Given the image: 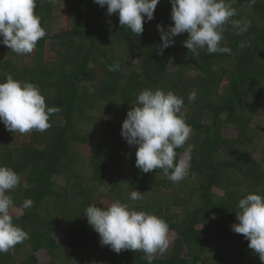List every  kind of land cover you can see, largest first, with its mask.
Segmentation results:
<instances>
[{"label": "trees", "instance_id": "obj_1", "mask_svg": "<svg viewBox=\"0 0 264 264\" xmlns=\"http://www.w3.org/2000/svg\"><path fill=\"white\" fill-rule=\"evenodd\" d=\"M63 1L36 0L42 27L56 18ZM68 1L70 28L41 38L34 55L0 44V81L11 74L31 82L49 107L60 108L44 132H10L0 122V165L21 177L7 194L20 209L24 199L34 201L24 215L13 217L30 238L0 253V264H39L41 251L51 257L46 264H148L142 251L117 254L101 245L83 211L93 204L103 207V197L155 214L178 234L173 249L152 264H264L249 241L231 229L238 223L239 200L249 193L264 196V147L257 144L264 142V0L251 6L250 0L233 3L238 15L232 19L249 26L239 35L231 24L224 26L220 43L231 54L199 49L196 56L183 44L187 32L173 37L174 44L159 54L157 25L165 31L174 25L170 0H159L139 37L119 24L118 14L109 16L106 6ZM48 41L56 54L53 62L45 60ZM116 48H127L130 57L117 56ZM117 62L119 69L109 71ZM255 63L261 64L259 71ZM94 66H101L102 74ZM144 89L172 91L184 100L181 111L192 132L175 151L178 160L191 146L190 174L179 182L168 180L162 169L144 173L137 168L138 146L121 135L122 122ZM192 91L197 98L189 102ZM227 127L238 136L224 135ZM84 144L93 148L86 161L79 154ZM168 188L179 191L176 209L164 198ZM133 190L143 200L132 201ZM57 233L63 234L60 241ZM97 247L100 256L91 251ZM25 249L28 253L20 254Z\"/></svg>", "mask_w": 264, "mask_h": 264}, {"label": "clouds", "instance_id": "obj_2", "mask_svg": "<svg viewBox=\"0 0 264 264\" xmlns=\"http://www.w3.org/2000/svg\"><path fill=\"white\" fill-rule=\"evenodd\" d=\"M55 3V0H49ZM107 14H118L119 24L138 37L143 33L145 20L154 18L159 0H94ZM171 19L167 31L158 24L161 35L159 54L174 44L173 37L188 33L184 46L199 55L206 53L231 54V48L221 46L225 25L231 24L237 34L248 28V22L232 19L237 16L233 7L235 0H170ZM256 0H250L255 4ZM36 0H0V44L19 55L34 51L37 42L47 35L35 13ZM243 46V45H242ZM119 63L109 66L116 71ZM89 91L94 89L91 87ZM197 98L196 91L188 101ZM184 100L172 91L144 89L137 96L136 104L127 112L122 122L121 135L129 145H137L135 166L144 173L162 169L172 182L186 177L190 167L191 146L182 158L176 159L175 149L183 147L192 132L182 113ZM60 112L59 107H49L39 87L31 82L15 80L11 74L0 81V122L10 132L21 134L33 130L44 132L51 127L50 117ZM21 184V177L11 167L0 165V253H7L17 244L29 239V233L13 223V198L7 194ZM25 187H27L25 185ZM132 201L143 200L138 190L130 193ZM34 201L26 198L21 208H31ZM236 212L238 223L231 225L232 231L242 234L249 241L248 247L264 262V196L249 193L241 198ZM88 224L98 233L102 246H109L117 254L122 250L142 251L148 264L157 254L163 255L169 247V226L156 216L138 211L119 200L107 207L89 205L84 211Z\"/></svg>", "mask_w": 264, "mask_h": 264}, {"label": "rangeland", "instance_id": "obj_3", "mask_svg": "<svg viewBox=\"0 0 264 264\" xmlns=\"http://www.w3.org/2000/svg\"><path fill=\"white\" fill-rule=\"evenodd\" d=\"M69 8H70V2L68 0L63 1L62 4L60 5L59 11L57 12L56 18L49 22V23H51V28H50L51 33L49 35H47L48 37H51L57 33H62V32L66 31L70 28L71 18L69 15ZM115 53L117 56H120V57H127V58L130 57V52L127 48H116ZM34 54H35V49L32 53L27 54V56H32ZM179 58H180L179 54L174 55V61L175 62H178ZM45 60L51 61V62L56 60V54L52 53L49 49V41H48V47L46 48V52H45ZM134 62L137 63L138 60L134 59ZM94 67H95L98 74H102L104 69L101 66H94ZM260 69H261V64L255 63V70L259 71ZM226 84H228V81H226L223 84L222 89L226 86ZM223 134L226 135L227 137L235 138L238 136L239 132L235 128L227 127V128H224ZM257 144L260 146L258 148L264 147V142L257 141ZM92 151H93V148L91 145H89V144L81 145L80 150H79V154L81 155L80 158L82 159V161H86V159H88L91 156ZM184 154H182L181 158L184 156ZM189 157H190V155H189ZM189 163H190V160H189ZM189 174H190V167H189L187 175H189ZM216 193L220 196L225 195V191L220 189V188L216 189ZM164 198H165V200H169L168 203L171 206H173L174 209H176L177 203H178V198H179V191H177L175 189H169V188L165 189L164 190ZM100 199H101V204L103 205V207H107L108 205H110L113 202L112 199H109V198L103 197ZM29 209H31V208H29ZM29 209L24 210V209H20V208H17L16 206H14V209L12 210L13 217H17V218L21 217ZM168 235H169L170 243H169V247H168L167 251L163 255L157 254L155 256V258H163L167 253H169L173 249L175 242L178 238V234L174 231H169ZM62 238H63V234L57 233L58 241H60ZM215 241H218V238H215ZM86 250L89 251L90 248L87 247ZM91 251L94 252V256H100L102 249L100 247H97L93 250L91 249ZM25 252L28 253V250L25 249V250L21 251L20 254H24ZM38 258H39V264H46L47 262H49L51 260V257L46 253V251L39 252Z\"/></svg>", "mask_w": 264, "mask_h": 264}, {"label": "crops", "instance_id": "obj_4", "mask_svg": "<svg viewBox=\"0 0 264 264\" xmlns=\"http://www.w3.org/2000/svg\"><path fill=\"white\" fill-rule=\"evenodd\" d=\"M50 28H51V23H46V25H45V30H46V32H47V35H49L50 33H51V31H50ZM46 35V36H47Z\"/></svg>", "mask_w": 264, "mask_h": 264}]
</instances>
